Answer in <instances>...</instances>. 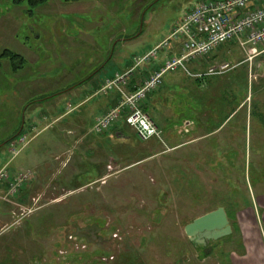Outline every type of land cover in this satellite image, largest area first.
I'll return each instance as SVG.
<instances>
[{
  "label": "rangeland",
  "instance_id": "obj_1",
  "mask_svg": "<svg viewBox=\"0 0 264 264\" xmlns=\"http://www.w3.org/2000/svg\"><path fill=\"white\" fill-rule=\"evenodd\" d=\"M197 1L44 0L30 5L0 0V171L6 170L12 182L19 171L11 175L5 163L25 157L35 162L27 166L32 175L17 193L5 189L8 179L0 181L5 185L4 191L0 187V264H226L225 253L236 246V235L211 242V252L204 255L189 242L184 225L220 205L233 230L234 210L248 204L252 193L264 194V56L251 59V75H246L251 115L247 119L244 108L221 135L204 136L215 127L208 123L210 112L202 100L197 113L207 123L182 130L194 119L199 101L185 98L180 84L168 88L176 96L161 105L160 113L173 118L170 128L160 127L161 140L155 142L131 135L123 145H114L87 128L89 137L74 151L65 150L67 145L56 150L52 129H27L31 117L37 121L48 104L32 103L53 93L57 74L81 79L107 61L95 81L114 76L123 68L114 59L118 54L127 59L155 47ZM222 46L246 58L236 43ZM6 49L24 59L21 69L14 71L12 59L3 54ZM111 50L112 60L107 58ZM182 75L192 80L182 71L164 79L182 80ZM214 77L203 79L211 83ZM87 89L92 100L102 96ZM70 97H60L59 105L72 103ZM20 121L23 134L12 138ZM23 136L24 143L19 140ZM242 220L251 223L245 214Z\"/></svg>",
  "mask_w": 264,
  "mask_h": 264
},
{
  "label": "crops",
  "instance_id": "obj_2",
  "mask_svg": "<svg viewBox=\"0 0 264 264\" xmlns=\"http://www.w3.org/2000/svg\"><path fill=\"white\" fill-rule=\"evenodd\" d=\"M180 21L181 19L178 21V23ZM232 43L235 44L236 42H232ZM222 45L215 48L212 52H210L206 56L189 63L190 70L194 74H198L203 72V69L206 66L209 67L213 64H219L222 62H229L235 64L236 65L235 68L227 71L226 73H224V75L222 74L221 76L215 75L216 77H214L211 80V83L207 82L205 79H203V77H199V78L192 77L191 78L192 80L185 79L187 77L183 75H182V80L177 79L175 77H170L167 79L166 78L164 79L163 77L162 86L148 95L146 101L142 105V110L154 120V122L157 124L159 128L161 127L162 130H164L165 128L169 127L168 126L169 122L173 118V116H163L160 113V110H161V105L169 102L172 97L175 98L176 96L175 92L168 90V88L173 86H178V84L182 86V94L186 95L185 98L188 95H190L191 97L190 96L188 97H190L193 101L195 102H197V100L199 101V106L196 104L195 110L193 109L194 119L192 118V120L186 122L185 125L182 124V130L185 132L191 131L193 128L196 130L197 127H201V126L204 127V124L207 123V121L204 122L205 121L204 116L199 112L197 113V111H199L201 107L200 100L206 102V103L204 102V105L205 104L206 105L203 107L206 108V111L210 112L209 117H207L209 119L208 123L213 128L215 127V129L206 131L204 136L213 137L216 135H221L222 128H224L230 122V119L238 115V112H240L244 108H246V118L247 119L249 118L251 114L247 109L249 107V103L247 101L250 100H249V95L246 97L245 92L247 89L246 86L248 79L246 78V75L247 77L248 76L250 77L251 75L250 74L251 65L249 64L250 62L247 61L246 58H242L241 57L242 54H240V52L239 54L237 53L238 54L237 55L233 53L229 47H223ZM149 50L143 51L142 54L146 53ZM179 51H180V41H173L171 42V46L168 49L161 50L155 59H152L148 63L139 65L137 67H135L134 64V58L141 54H134L131 56V58H127V59L124 58L121 54H118L117 57L114 59H116L117 62L121 61L123 65V68L119 72H124L131 68L133 69L132 73L128 77L125 90L134 91L141 84L145 76L149 74L151 71L158 68L163 63V61L167 56L178 54ZM242 53L244 52L242 51ZM110 56L112 60L114 57L113 52L112 54H110ZM263 56H264V45H261L259 47L258 57L261 59V57ZM104 60H106V58ZM90 61L91 60H89V62ZM104 62L105 61L96 65L92 70L89 71V73L86 76H83L81 79L75 80L72 74L67 75L62 71L61 73L57 74L55 78L58 81L54 87L53 93H51V95L45 99L36 97L38 99H36L32 103L35 104L36 106H43L45 103L48 104L43 114L39 115L37 121H35L34 116L31 117V121L27 125L28 127L27 129L30 130L39 127L41 128L40 129L41 132H43L50 128L54 131V134L56 136L55 139H52V144L54 145V147H56L55 148L56 150H61L60 149L61 145H64L65 147L67 145L68 147L65 150L74 151L75 144L81 143L83 140H85L86 137H89L88 136L89 131H93L92 127L94 120L97 117H99L101 114L106 112L108 109L116 106L118 103L120 97L118 91L109 90L108 92H101L99 90V87L103 79L101 80L100 83H97L95 81L96 73L103 70L107 61L105 63ZM117 72L118 71H115V73ZM63 75L66 76L62 78ZM31 81L33 82L37 81V78ZM89 86L93 90H95L94 91L95 93L100 92L102 96L98 99L92 100L91 94L89 93L87 95L88 92L87 88ZM239 89L243 90V94L238 95L235 93V91ZM205 92L210 93V98H209L210 100L204 97V95L207 94ZM36 94H34V96ZM64 96L67 97L71 96L70 98L73 99V102L70 103L69 100H66L64 106L61 107L59 105L60 103L59 98ZM170 103H168L169 106H171ZM229 104L232 105L234 104L233 106L235 107L229 109L230 108ZM23 105L24 103L20 106V108H23L24 107ZM183 106H184V102L182 101V107ZM222 108L224 109L228 108L227 112H224L225 114L218 112V109H222ZM168 117H170V119L166 120V118ZM42 124L45 125L41 127ZM89 124L91 127H89ZM187 126L189 127L187 128ZM24 128H25L24 123L22 127L20 121L17 127V131L15 133L16 135H14L12 138L16 137L19 133L23 132ZM87 128H89V131ZM98 135H99L98 138L102 142L104 141L103 139L106 138L108 140H105V142H110L109 140H112V142L110 143H114V145H121V144L123 145L124 141H127L128 137L130 138L131 135H133L136 139H138V136L135 134L133 129L127 126L124 123V121H120L112 129ZM35 136L36 135L29 138L28 141L25 142L23 145L18 144L21 146L19 150L22 151L24 148H26L27 145L29 144L28 142L31 139H33ZM224 140L226 142L228 139L225 138ZM151 141L155 142L156 140L152 138L149 142ZM194 141H199V138L192 139L189 143H193ZM11 145L12 144H10L9 146ZM70 158L72 157L69 156L67 158L66 162L63 164L62 167L67 166ZM26 159L27 157L19 158L18 160H15V162L5 163L3 166H8L10 174L14 175L18 171L20 172L23 170H27V166L28 167L34 166V164L32 163L35 162L29 164L27 163ZM29 159L30 161H35V158L30 157ZM103 176L105 179L106 175ZM2 185L3 184H0V187ZM4 186L5 185L1 187L3 191L5 188ZM2 190L0 191V193L3 192ZM234 214H235L234 220L237 222V224L235 229H233L232 235L233 234L236 235L237 242H236V246H234L231 249V251H227V253H225L224 256L225 263L226 264H264V194L255 195V193H252L250 202L246 204L244 207L234 210ZM242 214H245L248 217L250 216L251 223L249 226L242 222L243 221Z\"/></svg>",
  "mask_w": 264,
  "mask_h": 264
},
{
  "label": "built area",
  "instance_id": "obj_3",
  "mask_svg": "<svg viewBox=\"0 0 264 264\" xmlns=\"http://www.w3.org/2000/svg\"><path fill=\"white\" fill-rule=\"evenodd\" d=\"M173 41H180L179 53L167 56L158 68L145 76L134 91L125 90L132 68L103 79L99 90H116L120 97L116 106L94 120L92 129L95 133L107 132L120 121H124L142 141L152 138L161 140V129L142 110L148 95L162 86L163 77L167 73L182 71L188 76L199 78L221 75L235 68V64L222 62L213 64L198 74L190 70L189 63L206 56L224 43L236 42L249 62L259 55V47L264 45V0L197 1L184 13L181 21L172 28L166 38L146 53L134 58L135 67L155 59L158 52L168 49ZM21 138L19 140L23 141L25 136ZM31 175L29 170H23L11 182L8 172L1 170L0 181L8 179V190L15 194L30 180Z\"/></svg>",
  "mask_w": 264,
  "mask_h": 264
},
{
  "label": "water",
  "instance_id": "obj_4",
  "mask_svg": "<svg viewBox=\"0 0 264 264\" xmlns=\"http://www.w3.org/2000/svg\"><path fill=\"white\" fill-rule=\"evenodd\" d=\"M232 232V225L223 206H218L184 225V233L189 242L195 248H200L204 255L211 252V242L228 237Z\"/></svg>",
  "mask_w": 264,
  "mask_h": 264
},
{
  "label": "trees",
  "instance_id": "obj_5",
  "mask_svg": "<svg viewBox=\"0 0 264 264\" xmlns=\"http://www.w3.org/2000/svg\"><path fill=\"white\" fill-rule=\"evenodd\" d=\"M27 1L30 3V5H34V4H36L37 2H38V3H42L44 0H27ZM3 54H5L6 56H9V57L12 59V64H13V67H14V68H13L14 71H16V70H18V69H20V68L23 67L22 65H23V63H25V61H24V59H23L20 55L14 53L13 51L8 50V49H6L5 52H4ZM110 54H112V50L109 52V55L107 56V58H109V59H111ZM107 58H106V59H107ZM16 60H19V62H16ZM107 60H108V59H107ZM5 143L7 144L8 141L5 142ZM7 186H8V185L5 186L6 189H8ZM191 221H192V220H191ZM189 222H190V221H189Z\"/></svg>",
  "mask_w": 264,
  "mask_h": 264
}]
</instances>
